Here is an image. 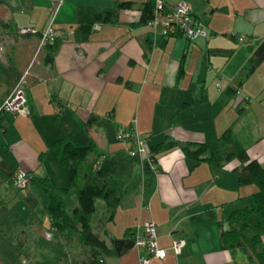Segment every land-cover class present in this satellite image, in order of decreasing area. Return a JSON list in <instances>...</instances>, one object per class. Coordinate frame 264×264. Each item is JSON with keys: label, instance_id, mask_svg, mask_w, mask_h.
Wrapping results in <instances>:
<instances>
[{"label": "crops", "instance_id": "0c3cea01", "mask_svg": "<svg viewBox=\"0 0 264 264\" xmlns=\"http://www.w3.org/2000/svg\"><path fill=\"white\" fill-rule=\"evenodd\" d=\"M1 1L0 34L10 37L1 40L0 35V104L27 70L30 112L0 114V208L12 222L0 228V237L26 239L23 222L29 215L27 227L57 243L48 232L53 228L46 209H36L39 198L49 202L50 194L67 185L68 170L52 147L61 140L93 144L92 164L98 162L111 177L120 159L132 162L120 178L122 196L113 217L102 215L100 223L89 219L92 228L100 226L93 232L112 251L105 264H141L132 232L147 220L157 225L159 246L167 248L165 258L149 264H254L247 248L256 234L254 214L238 242L226 244L222 233L240 225L227 221L232 212L254 206L255 186L238 184L236 160L220 166L196 163L179 144H216L229 130L250 159L264 164V0H186L213 35L195 42L153 37L140 23L149 0ZM114 10L113 21H93L94 14ZM51 21L54 46L38 49V33H18L22 27L40 32ZM88 24L82 39L77 30ZM8 65L13 69L6 84L2 69ZM133 121L149 148L177 143L155 153V168L146 174L139 159L128 156L127 146L114 138L118 125ZM19 168L33 178L24 190L11 180ZM172 239L184 241L177 256L169 249ZM65 249L60 264H87L88 248ZM21 264L30 263L24 257Z\"/></svg>", "mask_w": 264, "mask_h": 264}, {"label": "trees", "instance_id": "16d2710c", "mask_svg": "<svg viewBox=\"0 0 264 264\" xmlns=\"http://www.w3.org/2000/svg\"><path fill=\"white\" fill-rule=\"evenodd\" d=\"M0 4H2L1 0ZM122 5L124 4L120 6ZM151 10L152 3L149 0L142 11L140 23L146 24L151 16ZM115 15V10L97 13L93 15V21L102 23L111 22L115 18ZM0 23L2 25L5 24L2 19H0ZM89 27L90 24L81 26L77 30V33L81 34L82 39L87 38ZM51 45L54 46V43ZM12 69L11 65L2 69L6 84H9V75L12 73ZM163 145V143H160L149 148L153 160L155 153L161 149L168 150L172 146L177 145V143L168 146ZM52 147L59 163L68 170L67 185L60 189L57 195H49L46 212L50 218V225L54 229V234L68 236L70 229H75L79 244L88 248L89 260L87 264H105L104 257L110 256L112 251L93 232L89 223V217L97 210L98 200L103 201L102 203L109 215L108 217H113L120 202L122 191L121 189L117 191L112 189V180L116 179V177H125L131 170L132 162L128 158L120 159L114 166V177H111L110 173L99 167V163L93 165L92 159L86 166L84 165L88 155L94 151L93 144L74 146L71 143L56 140ZM179 147L186 158L194 160L196 163L206 162L220 166L233 160L238 162V165L233 168L238 184H251L256 188L252 194L254 206L232 212L227 221L231 225L238 223L240 225L238 227L231 226L222 233V237L226 244L238 242L241 231L246 227L244 223L250 215L254 214L257 218L256 223L253 225L256 234L247 244V248L250 251L254 264H264V244L262 242V236L264 235V164L250 159L246 149L232 138L229 130L221 134L216 144L184 142L179 144ZM101 155L98 154V158ZM148 171L149 166L146 164L144 165L143 173L146 174ZM74 188H76V205H74L72 211L69 213L64 207V202ZM11 241L21 251H24V241H21L16 236L11 238Z\"/></svg>", "mask_w": 264, "mask_h": 264}, {"label": "built area", "instance_id": "2783aa9c", "mask_svg": "<svg viewBox=\"0 0 264 264\" xmlns=\"http://www.w3.org/2000/svg\"><path fill=\"white\" fill-rule=\"evenodd\" d=\"M150 2L152 3V10L146 26L153 37H181L189 42L213 38V35L203 27L201 21L193 13L191 4L186 0H179L172 4L168 3L167 0H150ZM94 27L99 28L98 25ZM18 33L22 35L38 33L40 36L38 49L44 45L53 44L56 39V31L52 21L40 32L32 27H23L18 30ZM237 39L238 41L244 40L242 36H237ZM27 84L28 71L26 70L0 104L1 114L10 113L14 116H27L29 114L30 103L25 93ZM216 85L219 86V84ZM114 138L127 146L126 154L128 156L139 159L142 166L147 164L149 168H155L148 140L139 134L134 121L128 125H118L114 131ZM32 179V175L28 171L19 168L13 173L11 180L17 190H24L30 185ZM132 241L141 264H149L151 259H163L167 255V248H162L158 244L157 225L152 220H147L135 227L132 232ZM183 246V240L172 239L169 249L177 256L181 253ZM25 262L24 259L23 263Z\"/></svg>", "mask_w": 264, "mask_h": 264}, {"label": "rangeland", "instance_id": "374dc122", "mask_svg": "<svg viewBox=\"0 0 264 264\" xmlns=\"http://www.w3.org/2000/svg\"><path fill=\"white\" fill-rule=\"evenodd\" d=\"M4 10L5 8L3 6H0V18L2 17V15H4V12H3ZM0 35H3L1 40H5L6 37H10L9 34H5L4 32L3 34H0ZM94 156H95L94 152L90 153L84 165L86 166ZM122 185H123V182L120 180V178H116L112 180L111 187L113 190L117 191L118 189H121ZM40 190H42L41 192L46 194L42 187H40ZM75 196H76V188L72 189L69 197L64 202V205H65L64 207L69 213L72 211V208L74 207V205H76ZM40 200L41 198H39L40 205L37 206V209H36V210L39 209L37 213L38 212L41 213L43 211L42 207H44L47 210V206L49 203V202H46V201L43 202ZM102 202L103 201L101 200L97 201V210L89 217L90 219H94L95 222L97 221L99 223L101 221L102 215H107V213H105L102 210L103 209L102 207H104ZM23 214L26 215L25 212H22L21 215ZM10 221L11 220L8 219V216L0 208V228H6L9 224L12 223ZM30 221H31V216L29 217L28 215V220L26 219V222H23V226H26V230L28 229L26 239H22L25 242L24 251H21L11 241V237L9 238L7 236H3L2 238L0 237V255L2 256V258L0 256V264H21V260L24 257L28 259V263L30 264H60L59 263L60 257L62 256L66 257L65 256V252H66L65 246H69L75 249L77 248V245H79V242L77 239L78 236L75 232V229L73 230L70 229V233L68 236H64L61 234H54V229L49 230L48 232L51 234V240L57 241V243H53V242L51 243L47 241V234H40L39 232L34 233L32 229H29V227H27ZM108 224H109L108 226L112 227V222H109ZM46 227L48 228V225H46ZM12 228L8 230V233H10V235L11 233L12 234L14 233V230ZM99 229H100V226H97L96 224L93 225L92 230L96 234L98 233ZM14 236H17V234H15ZM61 242H63L65 246L61 244ZM25 250H28V251L25 252Z\"/></svg>", "mask_w": 264, "mask_h": 264}]
</instances>
